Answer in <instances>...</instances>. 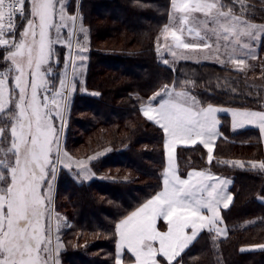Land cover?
I'll use <instances>...</instances> for the list:
<instances>
[{"label":"trees","instance_id":"trees-1","mask_svg":"<svg viewBox=\"0 0 264 264\" xmlns=\"http://www.w3.org/2000/svg\"><path fill=\"white\" fill-rule=\"evenodd\" d=\"M221 2L264 25V0ZM170 5L171 0H80L75 40L71 23L64 46L53 44L52 72H60V80L69 74L71 88L52 203L70 225L57 233L48 264H115L117 223L162 186L164 132L141 110L157 91L186 90L201 106L264 109V85L258 84L264 81V35L257 60L242 71L214 61L174 64L159 49ZM70 8L75 14V6ZM74 42L87 49L80 69L71 59ZM218 117L222 135L212 162L200 143L177 146L176 161L182 176L207 169L232 178L233 202L222 210L228 235L203 230L173 264H264V249H247L264 244V170L250 166L264 162L261 136L252 127L233 130L226 111ZM78 161H84L87 178Z\"/></svg>","mask_w":264,"mask_h":264},{"label":"snow or ice","instance_id":"snow-or-ice-1","mask_svg":"<svg viewBox=\"0 0 264 264\" xmlns=\"http://www.w3.org/2000/svg\"><path fill=\"white\" fill-rule=\"evenodd\" d=\"M67 6L64 0H0V46L10 49L4 56V61H10V66L0 71V112H4L9 105L8 80L12 72L15 73L11 77L14 81L12 92L18 90V97H11L13 107L10 110L14 113L11 117V144L5 150L6 154L14 156V160L0 159V264H48L53 256L51 227L49 223L46 228L44 220L46 214L50 217L52 183L48 179L49 172L52 178L56 173L51 159L54 145L59 154L58 129L54 127L53 120H63L62 105L57 97L66 103L60 89H67L65 80H60V89L51 91L46 76L52 72L49 63L53 58L52 45L60 42L61 27H68L67 23L54 24L53 17L58 15L61 22H75L77 19L75 15H66ZM171 7L179 16V26H165L164 35L171 36L176 49H211L213 45L208 40L215 36V51L218 53L223 34L228 61L238 71L245 67L244 58L232 59L238 51L243 57H255L249 43L239 48L237 45L242 36H247L250 41L258 40L259 34L264 33V25L252 24L233 14L231 9L223 11L224 5L220 0H171ZM241 8H244L243 4ZM195 14H202L205 18L202 30L187 27L186 31L200 42H185L182 34L185 26L197 19ZM209 24L212 26L209 27ZM51 28L56 29L55 41L49 38ZM80 31L84 32L82 26ZM17 34L20 37L18 41L6 38L16 37ZM79 51L80 61L83 62L86 57L82 53L87 49L81 47ZM172 55L175 56L176 52ZM214 59L220 65L226 63L219 55H214ZM45 65L48 67L42 71ZM38 90L45 93L43 102L38 97ZM50 92L51 97L48 95ZM168 95L169 98L162 100L158 106L149 104L143 110V115L155 121L167 136L168 169L163 179V190L116 226L119 241L115 264H122L119 251L125 247L134 256V264H159L158 255L165 257L168 264H173L201 231L215 229L217 234H226V229L218 225L222 223L220 206L228 209L233 200V196L225 191L228 182L209 183L214 178L196 170L189 172L187 179H182L173 165V146L199 142L207 149L208 162L211 163L213 143L220 135L217 113L228 110L211 105L197 107L196 98L188 92ZM245 125H255L264 134V111L233 110L232 127L243 128ZM7 141V127L0 128V144ZM230 163L244 166L240 161ZM77 166L87 178L88 169L84 161H78ZM250 166L264 170V162ZM45 183L48 194L42 195L41 186ZM158 219L166 221V231L158 230ZM188 229L190 234L186 232ZM157 242L158 248L154 246Z\"/></svg>","mask_w":264,"mask_h":264},{"label":"rangeland","instance_id":"rangeland-1","mask_svg":"<svg viewBox=\"0 0 264 264\" xmlns=\"http://www.w3.org/2000/svg\"><path fill=\"white\" fill-rule=\"evenodd\" d=\"M210 2H212V0H210ZM64 3L66 5H68L67 8H66V15H68V16L75 15V16H77V19L75 20V22H73V21L71 22V20H66L64 22H61L60 19H59V16L56 15V16L53 17V23L57 24V25H59L61 23H67V25H70L72 23L73 24V34H72V40L71 41L73 43V41L75 40L76 34H77L76 32H77V27H78V23H79L78 22V6H80V0H64ZM220 3L222 4L221 0H220ZM70 6H75V14L71 13L72 8H70ZM227 6L229 8H233V6L230 7V5H226V7ZM57 7H59V5H57ZM222 10L223 11H228L229 9L227 10L226 8H222ZM232 12H233V14H235L237 16H241V18H243L245 20H248L250 23L255 24L252 20L245 18V16H243L241 14H238V13H236L234 11H232ZM195 15H196L197 19L193 20V22L201 23L205 19L202 14H195ZM56 18L58 19V21L56 20ZM178 22H179L178 14H175L173 9H172V7H170L169 20L167 22V25H165V26H169L170 28H178V26H179V25H177V24H179ZM18 23H19V21H18ZM165 26H164V28L162 29V31H161V33L159 35V37H160L159 38V49H160V54L164 55V56H167L169 62H174V64H176V62L179 61V60L197 61L199 59H205V57H208L207 59L203 60V61H207V60H209V58L211 56L213 57L214 55H218L219 52L216 53V51H215L216 50V37H215V39L212 40V42L211 41L209 42L210 44L213 45V47L211 49H203V50L176 49L175 46H174V43L172 41L171 36L169 35V36L166 37L164 35ZM187 27H191V26H187ZM187 27H185V31L183 32V34H188L187 31H186ZM263 35H264V33H261V36H263ZM64 37H65V27H61L60 36H59V41L60 42H58L59 45L64 46V44H65ZM19 38H20L19 34H17L16 37H11V36L8 37V39L16 40V41H18ZM49 38L54 40V41L57 39V34H56V29L55 28L49 29ZM183 38L185 39V42H200L194 35L183 36ZM28 39H30V37ZM219 43H220L219 51L226 52L225 48H224V40H223V35L222 34H221V39H220ZM53 46L54 45H52V48H53ZM74 47H75V42H74ZM81 47L85 48L84 42H83V44L77 42L74 51H73V45L71 47V59L73 57V59H74V67L76 68V66H78L76 69H80V67L82 66V62L80 61V58H79V56L81 54L79 49ZM1 48L3 50V60L0 61V71H3V70H5L6 68H8L10 66V61H8V62L4 61V56L6 55V51L10 50V49H5L4 46H0V49ZM85 52H83L82 54L85 55ZM173 52H176L175 56L172 55ZM183 57H187V58H183ZM51 60L49 61L50 64H51ZM250 63H252V62L250 61ZM83 64H84V61H83ZM231 66L233 68H235L233 66V64ZM47 67H48L47 65L43 66L42 67V71L44 69H46ZM60 74H61L60 72H59V75H57L56 72H51V73H49L46 76V78L50 81L49 87H50L51 91H55L57 89H60V76H61ZM13 75H15L14 72L11 73V75L9 76V80H8V88H9V93L7 94V97L9 98L8 108H6L4 112H0V128L7 127V130H8V141H7V143L0 144V159H6L8 161L14 160V156L11 153H7L6 154V152H5V150L8 147H10V144H11V137H10V128H11V124H12L11 117L14 114L13 111L10 110L13 107L11 97L12 96H17L18 97V90H16L15 93L12 92L14 81L12 80L11 77ZM253 76H257V75H253ZM62 80H65V87H66L67 91H65V89H60V91L63 92L65 97L67 98V94H68L69 88H71L70 83H69V74L64 76ZM258 84L264 85L263 79L260 80L258 82ZM29 91H30V89H29ZM178 92H188V91L183 90V89H175V88L170 86L169 88H167V92L165 91V89L157 91L155 94H153L149 98L148 102L151 103V104H154L158 100L168 99L169 98L168 93H172L173 96H174V94L178 93ZM158 93H159V95H157ZM44 95H45V93L43 92V90H38V97H39L41 102H43ZM48 95H49V97H51V92L48 93ZM152 97H155V99L153 100ZM57 100L60 101V103L62 105V109L61 110H62V114H63V120L61 121V119H59V118H55L53 120V125H54V127H56L58 129V135H59V154H57L56 147L54 145L53 146V154L51 156V159H52V161L54 163L55 168L59 164L60 155L62 153V140H63L64 129H65V101L61 100L60 97H57ZM49 106L51 107V99H49ZM62 123H63V128H61V124ZM66 162H67V160H66ZM50 175H51V173L49 172V177H48L49 180H50ZM55 175H56V173H55ZM54 178H53V181H51L52 189H51V202H50V217H49L48 214H46L45 220H44L46 228L49 226V223H50V227H51V247L53 249V255H55L54 239L57 236V233L61 229H63L66 226L70 225V222L66 219V217H64L63 215L57 213L56 211L54 212V210H53L52 200H53V196H54V180H55ZM41 194L42 195H47L48 194L47 193V184L46 183L41 186ZM57 225H59L58 228H57Z\"/></svg>","mask_w":264,"mask_h":264},{"label":"crops","instance_id":"crops-1","mask_svg":"<svg viewBox=\"0 0 264 264\" xmlns=\"http://www.w3.org/2000/svg\"><path fill=\"white\" fill-rule=\"evenodd\" d=\"M242 19H243V18H242ZM203 21H204V20H203ZM177 25H179V24H177ZM257 25H258V24H257ZM187 26H191V27H193V28H196L197 30H202V28H203V24H202V22L199 23V22H193V21H191ZM187 26H185V27H187ZM211 26H212V25L209 24V27H211ZM201 34L203 35V31H201ZM222 35H223V34H222ZM259 35H260V38H261V37H262V36H261V33H260ZM183 36H189V34H183ZM260 38H259L258 40H255V41H250V40L248 39L247 36H242V37L240 38V43L237 45V48H239L241 45H243V44H245V43H249V44L251 45V48L254 50L255 57H254V58H250V59H249V57H243V56L241 55V53L238 51L237 54H236L235 56L232 57V59L234 60V59L244 58V59H245V65H246V64H249L250 61H251V62H253V61L255 62L256 59H257V57H258V46H259ZM213 39H215V36H212L211 39L208 40V42H210V41L212 42ZM230 39H231V38H230ZM229 50H230V49H229ZM244 51H247V49H245ZM218 55H219L220 59L225 60L227 64L232 65V63H231L230 61H228V53H227V52L219 51ZM226 59H227V60H226ZM203 60H205V59H199V60H197V61H203ZM207 61H214V62H217V61L214 59V56H213V57L211 56V57L209 58V60H207ZM162 100H164V99L158 100V101H157L156 103H154V104L148 103V104L143 105L142 108H141L142 113H143L144 107H145L146 105L151 104V106L156 107V106L159 105L160 102H162ZM209 105H210V104H209ZM209 105L201 106L200 104H197V107H207V106H209ZM211 106L216 107V108H223V107H219V106H216V105H211ZM224 109H227V110H228V111H226V112H227V113L230 115V117H231V128H232L233 130L244 129V128H247V127H252V128H256V129L259 130V128H258L257 126H255V125H245V127H243V128H233V127H232V111H233V110H237V111H245V110H251V111H264V109L243 108V107H225ZM219 113H220V112L217 113V119H218V120H219V117H218ZM154 122H155V121H154ZM219 122H220V121H219ZM217 127H218V131H219L220 135H218V136L215 138L214 143H213V149H214V147H215V144H216L217 139L222 135V133H221V131H220V123L218 124ZM259 133H260V136H261L262 146H263V150H264V134H262V133L260 132V130H259ZM166 142H167V136H166V134L164 133L165 166H164L163 173H162V186H161V188H160V190H159L158 192H160V191L163 190V179H164V175H165V173H166V171H167V169H168V150H167V148L165 147ZM198 143H199V142H198ZM179 145H192V144H190V143H189V144L177 143V144H175V145L173 146V148H174V151H173V165H174V167L176 168V174H177V175H179L182 179H187V178H188V173L191 172V171H194V170H196V171H204V172H206L207 174L211 175V176L214 178V180H213V181H209V183L220 182V181H227L228 183L225 185V191H226V193L231 194V195L233 196V192H232V190H231V186H232V178H231L230 176L215 174V173H213V172H211V171H209V170H207V169H190L185 175H183V176L180 175L179 170H178V166H177V161H176V148H177V146H179ZM201 145H202V144H201ZM158 192H157V193H158ZM157 193H156V194H157ZM156 194H155V195H156ZM153 196H154V195H153ZM153 196H152V197H153ZM152 197H150L149 199H151ZM149 199H147L145 202H143L140 206H138V207H137L135 210H133L132 212L136 211L139 207H141V206H142L144 203H146ZM232 202H233V200H232ZM232 202L230 203V206H231ZM222 210H223V207H222V205H221V206H220V215H221V219H222ZM132 212H130L128 215H126V216H125L124 218H122L120 221H122L123 219H125V218H126L127 216H129ZM205 214H206V215L208 214L206 210H205ZM120 221L117 223V225L120 223ZM218 226H219V227H222V228H224V229H226V234H217V233L215 232V229H213V230L210 231V232L214 233L215 236H217V237H219V238H225V237H227V235H228V228H227V226L225 225V223L223 222V219H222V223L219 224ZM157 228H158V230H160V231H166V230H167V223H166V221H164V220H162V219H158V220H157ZM205 230H207V229H205ZM186 232H187V234H190V233H191V230L188 229V230H186ZM201 232H202V231H201ZM201 232H200V233H201ZM200 233H199V234H200ZM118 241H119V235H118V233H117V238H116V258H117V255H118V249H117ZM193 242H194V241H193ZM193 242H192V243H193ZM262 245H264V244L254 245V246H251V247H249V248H247V249H254V250H255V249H264V247H261ZM154 246L158 248V247H159L158 242H157ZM125 253H126L127 256L129 257L128 259H125ZM119 255H120V257L122 258V264H134V256H133V255L127 250L126 247H125L123 250H120V251H119ZM157 259H158V261H159V264H163L164 261L168 262L167 259H166L165 257L160 256V255L157 256ZM175 264H182V263L177 262V263H175Z\"/></svg>","mask_w":264,"mask_h":264},{"label":"built area","instance_id":"built-area-1","mask_svg":"<svg viewBox=\"0 0 264 264\" xmlns=\"http://www.w3.org/2000/svg\"><path fill=\"white\" fill-rule=\"evenodd\" d=\"M18 22V21H17ZM9 36H6V38H8Z\"/></svg>","mask_w":264,"mask_h":264}]
</instances>
